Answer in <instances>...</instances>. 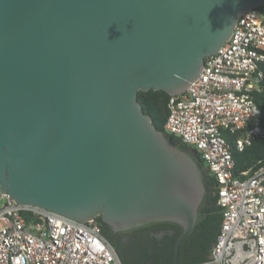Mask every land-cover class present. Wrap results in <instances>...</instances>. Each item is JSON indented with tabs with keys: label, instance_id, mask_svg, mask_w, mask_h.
Returning a JSON list of instances; mask_svg holds the SVG:
<instances>
[{
	"label": "water",
	"instance_id": "obj_1",
	"mask_svg": "<svg viewBox=\"0 0 264 264\" xmlns=\"http://www.w3.org/2000/svg\"><path fill=\"white\" fill-rule=\"evenodd\" d=\"M264 0H0V200L115 231H193L200 162L153 123L140 90L180 94Z\"/></svg>",
	"mask_w": 264,
	"mask_h": 264
},
{
	"label": "built area",
	"instance_id": "obj_2",
	"mask_svg": "<svg viewBox=\"0 0 264 264\" xmlns=\"http://www.w3.org/2000/svg\"><path fill=\"white\" fill-rule=\"evenodd\" d=\"M264 76V11L243 12L226 44L200 75L172 95L165 130L195 147L218 180L223 221L208 258L197 264H264V164L241 177L225 131L246 128L258 112ZM264 137L254 125L235 140L243 150ZM0 264H123L97 218L78 221L47 208L0 200Z\"/></svg>",
	"mask_w": 264,
	"mask_h": 264
},
{
	"label": "trees",
	"instance_id": "obj_3",
	"mask_svg": "<svg viewBox=\"0 0 264 264\" xmlns=\"http://www.w3.org/2000/svg\"><path fill=\"white\" fill-rule=\"evenodd\" d=\"M264 11V3L259 7ZM172 94L163 89L140 90L138 99L145 113L151 115L153 123L167 137L185 150L191 145L180 136L165 130V122L169 115V100ZM258 104L257 114L251 118L245 129L225 136L232 146L236 161L235 174L247 177L264 164V137L258 138L243 150L235 146V140L254 125H264V76L258 90L254 92ZM201 164L206 194L198 213V220L193 231L184 239L180 247L179 263L197 264L206 260L214 242L220 233L223 211L218 205V180L210 171L200 154L195 155ZM101 225L102 233L113 244L123 264H175V247L183 232L180 224L163 221L140 226L127 231H115L101 216L96 217Z\"/></svg>",
	"mask_w": 264,
	"mask_h": 264
},
{
	"label": "rangeland",
	"instance_id": "obj_4",
	"mask_svg": "<svg viewBox=\"0 0 264 264\" xmlns=\"http://www.w3.org/2000/svg\"><path fill=\"white\" fill-rule=\"evenodd\" d=\"M191 148V150H187L190 154H193L194 152L193 151H195V147L194 146H191L190 147Z\"/></svg>",
	"mask_w": 264,
	"mask_h": 264
},
{
	"label": "flooded vegetation",
	"instance_id": "obj_5",
	"mask_svg": "<svg viewBox=\"0 0 264 264\" xmlns=\"http://www.w3.org/2000/svg\"><path fill=\"white\" fill-rule=\"evenodd\" d=\"M194 153L192 154L195 158H196V153H195V151H193ZM197 159V158H196ZM159 222H163V221H159ZM159 222H154V223H159ZM150 224H153V223H150ZM146 225H149V224H146ZM144 226V225H143Z\"/></svg>",
	"mask_w": 264,
	"mask_h": 264
}]
</instances>
